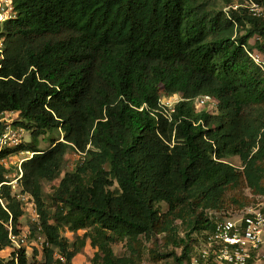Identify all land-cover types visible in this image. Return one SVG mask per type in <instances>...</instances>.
Wrapping results in <instances>:
<instances>
[{"label":"trees","instance_id":"trees-1","mask_svg":"<svg viewBox=\"0 0 264 264\" xmlns=\"http://www.w3.org/2000/svg\"><path fill=\"white\" fill-rule=\"evenodd\" d=\"M225 1L14 0L17 16L1 27L0 112H19L31 132L18 148L34 152L20 183L49 244L34 264H55L56 253L73 264L79 238L71 244L63 228L85 230L91 264H144L143 237L159 235L174 249L153 254L158 263L188 264L193 235L213 231L215 212L264 192V74L249 55L264 53V18ZM175 94L183 100L170 112L161 98ZM202 94L219 112H196ZM71 150L85 155L55 188L51 212L43 184L59 179ZM2 195L0 251L11 245L8 222L19 234L24 215L9 186ZM18 263L31 264L26 249ZM0 264H17L15 254Z\"/></svg>","mask_w":264,"mask_h":264},{"label":"built area","instance_id":"built-area-1","mask_svg":"<svg viewBox=\"0 0 264 264\" xmlns=\"http://www.w3.org/2000/svg\"><path fill=\"white\" fill-rule=\"evenodd\" d=\"M241 5L248 8L253 15L264 18V4L254 0H245L243 4L234 2L226 10L231 7L237 9ZM16 16L14 0H0V54L3 53L4 42L1 27L6 21ZM249 55L264 74V53L250 50ZM181 100L183 98L177 94L163 96L161 104L170 112H174L175 105ZM215 101L210 94H202L195 99L194 104L196 108L201 109L209 104H215ZM13 115L18 116L19 112H0V172L4 177V180L0 182V203L5 207V199L2 195L3 186H9L11 190L20 188L21 194L16 198L21 204L22 201H26L25 205L31 212L33 228L14 234L12 222L7 224L11 238L10 246L14 250L15 261L19 264V253L22 250L26 249L28 252V247L31 245L44 249L49 244L42 233L41 216L35 199L29 193L23 192L20 183L23 176L22 164L33 157L34 152L18 148L28 142L27 134L30 131L20 125L21 122L14 123L11 119ZM25 152L27 156H23ZM13 167H15V172L12 173ZM249 195L252 198L249 205L241 209L214 213L216 221L213 231L207 233L202 238V242L195 246V254L188 264H264V192L260 195ZM33 234V240L30 242L29 238ZM56 259L55 264L66 262L65 257L60 253H56Z\"/></svg>","mask_w":264,"mask_h":264},{"label":"rangeland","instance_id":"rangeland-1","mask_svg":"<svg viewBox=\"0 0 264 264\" xmlns=\"http://www.w3.org/2000/svg\"><path fill=\"white\" fill-rule=\"evenodd\" d=\"M241 1L244 2L245 0H241ZM234 2L238 3L239 0H233L232 3H234ZM216 3H217L216 8H218V9L225 7L227 4V2L225 0H216ZM255 40H256V38L251 39L252 42H254ZM217 98H218V96H217ZM217 103L218 102L216 100L215 104H209L207 106H204V108L202 107L201 109L196 108V112L198 114H200L202 112L217 113V112H219L218 107H217L218 106ZM11 119L14 121V123H16V122L20 123L23 120L21 118V116H19V115L18 116L13 115V116H11ZM59 137H60V133H58V132H55L52 134L48 133L47 135L42 136L40 138V142H39V149H41V150L48 149L52 144V138H59ZM27 139H28V142H31V139H32L31 138V132H28ZM84 155L85 154L77 152L75 150L69 151L65 157V161L63 164V168H62V173H61L59 179H57L53 182H44V184H43L44 198H45L46 203L49 205L51 212H54V209L52 208L51 203H52V195L55 191V188H57V186L60 183L61 178L65 175L66 172L74 171L75 168L77 167V165L81 164V162L83 161ZM23 156H27V153L25 152V154H23ZM228 161L237 167L241 166V160L239 157H232ZM13 172H15V167H13V169H12V173ZM11 177H13V176H11ZM12 193L15 196H18L21 194V189L20 188H16V189L12 188ZM25 204H26V201H22L21 205H22V208H24V215L20 219V222H21L20 230L21 231H24L25 229L29 230V229L33 228V223L31 221V212L28 210V208L26 207ZM161 207H162L163 211L167 210V205L165 203H162ZM84 233H85V230H79L77 232H73L67 228L62 229V235L64 237H66L71 244L76 242L78 238H79V240H81ZM33 237H34V234L32 235L31 238H29L30 242H32ZM193 237L195 239H197V241H198L197 244L198 243L200 244L202 242L203 233L197 232L193 235ZM79 240H78L77 245H78V247H81V251L77 255V257L75 258L74 264H91V261H92V258L94 256L96 248H94L89 241H88L89 244L86 241L85 245L83 246ZM143 240L145 243V261H144V264H169L168 258L163 259L160 263H158L157 258L153 256V254L165 252L166 250L171 251L174 249L172 246L166 247L164 245L163 236L159 235L158 237L151 238L150 241H147L143 237ZM29 248H31V251H32V249L36 248V247L34 245H31L28 247V250H29ZM112 248H113L115 254H117L119 256L123 255L126 251V247H125L124 242L115 243L112 245ZM31 251H29L30 255H32ZM176 251L180 254L181 248H177ZM151 252H153V253H151ZM42 253H44V252H42ZM42 253L39 252L38 249H36V251L34 253V254H36V257L35 258L31 257V256L29 257L31 264H34L35 260H37L38 262H40L41 260H44V257L39 259V256L42 255ZM7 254L8 253H2V256H7ZM12 258H13V256L9 257V258L6 257L5 261L6 262L10 261ZM257 264H261V263H257Z\"/></svg>","mask_w":264,"mask_h":264},{"label":"crops","instance_id":"crops-1","mask_svg":"<svg viewBox=\"0 0 264 264\" xmlns=\"http://www.w3.org/2000/svg\"><path fill=\"white\" fill-rule=\"evenodd\" d=\"M88 241L91 243L90 240H88ZM88 241H87V242H88ZM89 242H88V244H89ZM35 247H36V246H35ZM36 249H38L39 252H41V253L43 252V249H41V248H37V247H36V248H33V249H32L33 252L31 251V248H29V250H28V252H27V253H28V257H30V256L33 257V255H35V254H34V253H35L34 251H35ZM29 251H31L32 255H30V252H29ZM95 251H96V249H95ZM2 253H8V254H7V256H2ZM13 254H14V250H13V248H12L11 246H9V247H7V248H5V249H3V250L0 251V259H4V260H5L6 257H8V258H9V257H12ZM43 254H44V253H42V255L39 256V259L44 257ZM76 257H77V256H76ZM76 257H75V258H76ZM75 258H74V260H75ZM74 260H73V264H74ZM41 261H43V260H41Z\"/></svg>","mask_w":264,"mask_h":264}]
</instances>
